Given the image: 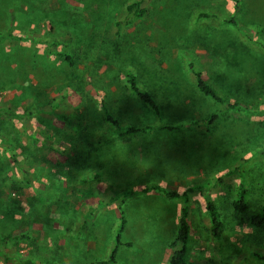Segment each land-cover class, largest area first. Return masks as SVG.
Masks as SVG:
<instances>
[{"label":"rangeland","instance_id":"1","mask_svg":"<svg viewBox=\"0 0 264 264\" xmlns=\"http://www.w3.org/2000/svg\"><path fill=\"white\" fill-rule=\"evenodd\" d=\"M136 1L145 15L125 24ZM7 28L34 41L0 46V109L16 114L0 116V264L107 259L120 204L124 245L113 264H166L185 205L191 263L264 264V228L250 222L264 203V0H0V32ZM48 49L69 52L73 65ZM192 69L254 114L201 95ZM126 73L154 96L160 119L129 93ZM103 106L131 126L199 125L108 139ZM197 184H208L205 196L187 203L142 192ZM241 184L251 196L237 216ZM124 191L137 193L122 200ZM206 198L223 216L219 242Z\"/></svg>","mask_w":264,"mask_h":264},{"label":"trees","instance_id":"2","mask_svg":"<svg viewBox=\"0 0 264 264\" xmlns=\"http://www.w3.org/2000/svg\"><path fill=\"white\" fill-rule=\"evenodd\" d=\"M127 16L125 19V24H131L136 20L141 19L145 15L144 8L141 7L139 1L132 2L126 6ZM225 24L229 25H236L234 19H229L225 21ZM120 26V24H117ZM33 39H30L24 35H20L13 31L11 28H7L4 31L0 32V46L9 43H25V42H32ZM52 49V48H51ZM49 50L48 52L60 58L64 63L68 65H73L74 58L73 56L67 51H55ZM196 88L198 92L206 98L214 101L217 105H219L222 109L230 112V113H240V114H254L248 107L243 106L236 102H226L218 93L205 81L201 73L195 69H192ZM125 83L129 93L138 100L142 105L147 107L151 113L154 115L156 119H160V106L154 96L145 90L143 87L140 86L138 79L131 73L125 74ZM0 116H10L16 117V114L10 109H0ZM103 116L104 121L107 125V128L101 133L104 138H126L132 137L136 135H142L147 133H152L158 130H166L172 131L175 129H179L183 126H194L199 125V122H190L189 124H180L178 126L172 127L167 125H147L142 127L131 126L127 124H122L120 121L115 119L111 113L108 111L107 108L103 106ZM217 114H212L208 116V118L204 121L206 126H211L214 121L217 119ZM56 119L58 121H64L69 123L70 120L63 116V115H56ZM196 127V126H195ZM263 161H264V146L257 151ZM239 170L236 169L232 172L236 173ZM231 174V173H229ZM23 175H25L23 173ZM218 183H221V178L218 179ZM208 189V184H197L188 187L183 191L171 190L162 188L159 185H153L146 187L142 190L143 193L152 191L158 192L165 196L168 200H175V199H182L185 203L189 200L190 196L193 194H198L200 196H205L206 190ZM137 193L136 191H124L120 193L122 200L128 196L134 195ZM251 196V189L247 187L246 184H241L239 187V191L235 200L232 203L233 211L235 214L238 215H245L249 210V198ZM122 203V202H121ZM120 220L118 227L116 229L114 238H113V245L110 251V254L107 259L100 260L93 264H113L116 260V255L121 246H123L122 242V234L125 229L126 219L124 216V208L123 205L120 204ZM205 211L209 220V230L211 236L216 239L218 242L221 240L225 225L223 222L222 213L217 205V203L211 199H205ZM251 225L255 228L262 229L264 228V203L259 206L258 210L250 216ZM191 225L189 222V210L185 205L181 209V214L178 222V229L176 231L175 238L169 244L172 253L167 261L166 264H193L188 260L189 254V244L191 239ZM256 256V255H255ZM258 257V256H257ZM14 260L18 264H35V261L24 255L17 256Z\"/></svg>","mask_w":264,"mask_h":264}]
</instances>
